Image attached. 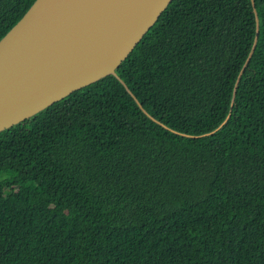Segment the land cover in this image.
<instances>
[{"label": "trees", "instance_id": "obj_1", "mask_svg": "<svg viewBox=\"0 0 264 264\" xmlns=\"http://www.w3.org/2000/svg\"><path fill=\"white\" fill-rule=\"evenodd\" d=\"M34 1L0 0V39ZM255 8L233 107L252 0H172L116 71L179 133L114 75L0 132V264H264Z\"/></svg>", "mask_w": 264, "mask_h": 264}, {"label": "water", "instance_id": "obj_2", "mask_svg": "<svg viewBox=\"0 0 264 264\" xmlns=\"http://www.w3.org/2000/svg\"><path fill=\"white\" fill-rule=\"evenodd\" d=\"M171 2L35 0L0 39V132L108 75L116 76L140 108L159 122L138 101L116 69ZM252 4L256 14V34L235 82L232 107L259 36L255 0ZM230 115L219 127L206 134L221 128Z\"/></svg>", "mask_w": 264, "mask_h": 264}]
</instances>
